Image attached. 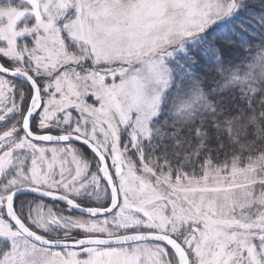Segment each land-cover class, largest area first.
Wrapping results in <instances>:
<instances>
[{
	"label": "snow or ice",
	"instance_id": "snow-or-ice-1",
	"mask_svg": "<svg viewBox=\"0 0 264 264\" xmlns=\"http://www.w3.org/2000/svg\"><path fill=\"white\" fill-rule=\"evenodd\" d=\"M0 264H264V0L0 3Z\"/></svg>",
	"mask_w": 264,
	"mask_h": 264
},
{
	"label": "trees",
	"instance_id": "trees-1",
	"mask_svg": "<svg viewBox=\"0 0 264 264\" xmlns=\"http://www.w3.org/2000/svg\"><path fill=\"white\" fill-rule=\"evenodd\" d=\"M250 3L253 5V6H256L258 8L259 6V0H250Z\"/></svg>",
	"mask_w": 264,
	"mask_h": 264
},
{
	"label": "rangeland",
	"instance_id": "rangeland-1",
	"mask_svg": "<svg viewBox=\"0 0 264 264\" xmlns=\"http://www.w3.org/2000/svg\"><path fill=\"white\" fill-rule=\"evenodd\" d=\"M4 2V0H2L0 3H3Z\"/></svg>",
	"mask_w": 264,
	"mask_h": 264
},
{
	"label": "water",
	"instance_id": "water-1",
	"mask_svg": "<svg viewBox=\"0 0 264 264\" xmlns=\"http://www.w3.org/2000/svg\"><path fill=\"white\" fill-rule=\"evenodd\" d=\"M1 1V0H0Z\"/></svg>",
	"mask_w": 264,
	"mask_h": 264
}]
</instances>
